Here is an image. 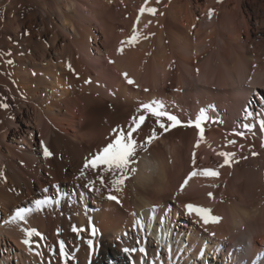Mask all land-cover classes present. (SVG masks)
Listing matches in <instances>:
<instances>
[{
	"label": "bare ground",
	"instance_id": "bare-ground-1",
	"mask_svg": "<svg viewBox=\"0 0 264 264\" xmlns=\"http://www.w3.org/2000/svg\"><path fill=\"white\" fill-rule=\"evenodd\" d=\"M143 1L0 0V264H65L61 241L67 264H264V155L244 162L238 124L264 87V0ZM140 115L123 173L84 168ZM16 208L33 211L5 223Z\"/></svg>",
	"mask_w": 264,
	"mask_h": 264
},
{
	"label": "snow or ice",
	"instance_id": "snow-or-ice-1",
	"mask_svg": "<svg viewBox=\"0 0 264 264\" xmlns=\"http://www.w3.org/2000/svg\"><path fill=\"white\" fill-rule=\"evenodd\" d=\"M144 8H141L140 11L143 13ZM151 12H155V9H150ZM209 15H211V11L209 12ZM133 40H135V36L132 37ZM122 50V49H121ZM8 55H11V53H8ZM9 64L13 63V61L9 60ZM69 67L71 65L69 64ZM125 78L127 79V73L124 74ZM129 83H133L131 79L128 80ZM3 107H7V105H3ZM164 105L161 101H151L149 103H144L141 105V109L147 110L151 112L154 116L157 118L160 117H167L168 121H171V124L166 126L164 122H160L159 126L161 129H164V131L170 130V128H174L177 125H179L181 122L178 120V118L175 115H171L168 112L163 110ZM205 119L204 110H201V113L199 114L198 118L195 121H189L190 125H194L197 129H199L200 136L203 138L204 134V128L202 127V121ZM145 116L140 115L138 120L136 117L132 118V124L129 126L127 132L123 129H120L118 131V134L116 135L115 140L112 143H109L102 151V153H97L90 161L86 158L84 168H88L89 164L93 168H97L100 165H105L109 167L110 169H116L120 170L121 173L127 168V166L133 162L130 158L133 157L136 153L137 148V142L133 138V132L136 131L137 128L140 127V125L144 122ZM132 125H135L133 127ZM247 127V126H246ZM261 127H264V121H261ZM114 133L117 132V130H113ZM156 138L155 131H153L152 135L148 137L147 142L150 143L153 139ZM44 155L45 157H49L52 155V153L49 151V149L44 146ZM222 156H229V153H220ZM228 162L227 160L225 161ZM132 171H135V169H132ZM83 174V172H82ZM208 175L216 176L218 173L214 171H207ZM196 175L195 172L191 173L187 179H185L184 184L181 185V191L183 190V187L187 185L188 180L192 178V176ZM0 178L6 180V176H0ZM127 178V177H124ZM117 183L122 184L123 180L116 181ZM46 191V190H45ZM109 199H116L114 196H109ZM47 200L38 199L35 201V206L37 210H40L44 204H47ZM186 209L188 210L189 214L195 212L198 216H200L205 223L209 222H219L220 218L211 216L210 209H205L202 207H197L192 204H187ZM33 211L31 208H16L13 212V214L9 217L8 220L5 221V223H26L28 215ZM25 233L26 238L22 241V243L28 245L31 247L32 241L31 237L33 236H41L39 232H36L34 229L24 228L22 229ZM75 230V229H74ZM93 231H95L93 229ZM42 238V236H41ZM125 251H129V249H125ZM131 251H135V249H132ZM143 251V249H141ZM60 253L65 257V264H67V256L68 253L65 251V246L63 242H60Z\"/></svg>",
	"mask_w": 264,
	"mask_h": 264
},
{
	"label": "rangeland",
	"instance_id": "rangeland-1",
	"mask_svg": "<svg viewBox=\"0 0 264 264\" xmlns=\"http://www.w3.org/2000/svg\"><path fill=\"white\" fill-rule=\"evenodd\" d=\"M144 3L148 4L147 0L143 1ZM145 4V5H146ZM5 12V8L0 12V17L4 14ZM183 78V85L186 88L187 87V79ZM217 85L213 86V91L215 93V96L213 98V101L215 102V104L212 106V109L209 108V114H211V116H213V119L218 117V107H217V101H225V96L224 93L219 89V87ZM202 94H204L205 97H208V95L206 94V92L204 91ZM210 107V106H209ZM216 108V109H215ZM240 116H242V118L238 121V124L240 126H242V124L248 122V129H249V133L251 134L252 139H254V149L253 147L251 148V150L249 151V155L244 154L243 155V160L245 161H249L251 160L253 157H260L264 155V130L263 127H261V121H264V87L263 89H256V91L253 92V94H251L250 99L248 101L247 107L243 110L240 111ZM244 118V119H243ZM258 120V121H257ZM214 122H216V120H214ZM251 124V125H250ZM251 128L253 130H251ZM262 151V152H261ZM251 152V154H250ZM254 152V153H252ZM256 155V156H255ZM253 156V157H252ZM137 158V157H135ZM249 167H252L251 165ZM257 222V221H256ZM209 260H213L214 261V257L210 256ZM214 263H216V260L214 261ZM206 264V263H205ZM219 264V263H217Z\"/></svg>",
	"mask_w": 264,
	"mask_h": 264
}]
</instances>
